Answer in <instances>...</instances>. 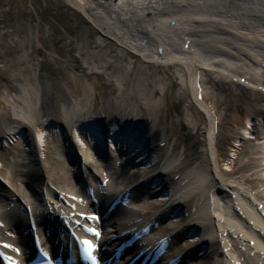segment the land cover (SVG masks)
Segmentation results:
<instances>
[{
    "label": "bare ground",
    "instance_id": "1",
    "mask_svg": "<svg viewBox=\"0 0 264 264\" xmlns=\"http://www.w3.org/2000/svg\"><path fill=\"white\" fill-rule=\"evenodd\" d=\"M65 1L95 29L76 86H109L117 112L88 113L87 86L57 83L50 119L32 83L0 96V116L20 125L0 145L20 135L24 147L0 152V264H264V169L247 174L264 162V0ZM242 113L262 120L261 157L223 171L216 134Z\"/></svg>",
    "mask_w": 264,
    "mask_h": 264
},
{
    "label": "rangeland",
    "instance_id": "2",
    "mask_svg": "<svg viewBox=\"0 0 264 264\" xmlns=\"http://www.w3.org/2000/svg\"><path fill=\"white\" fill-rule=\"evenodd\" d=\"M94 35L95 29L65 0H0V96L4 97L6 101H10L12 97L16 96V92L12 91L7 94L6 90L9 85L27 86L32 83L36 88L41 119H50L53 116L57 117V110L64 103L59 99L57 83L66 91L68 90L66 85L74 86L78 90L87 86L90 94L86 98V103H82L89 107L88 113L97 114L99 111L101 112V109H111L117 112V109L107 105L112 91L109 86L103 85L99 88H93L90 82L84 80L82 84L76 86L77 82L74 81L75 72L72 68L77 65L74 57L79 56L80 51H84L83 40L88 37L95 38ZM62 38L65 41H62ZM105 44L117 48L110 40H106ZM85 61L91 62L87 59ZM245 86L248 88L247 84ZM235 94L245 100L254 98L249 90H236ZM123 99L126 101V105L121 110L129 112L135 101L132 95V87L128 88ZM169 108L168 102L164 103L162 116L156 119L160 122L166 121ZM232 116L227 124L219 127L216 134L219 141L224 143V145L218 144L219 152L223 156V162L220 163V168L223 171L229 170L235 162L242 164L249 158L251 160L249 163H252L253 157H261L260 147L263 146V135L258 132L259 129H262V120L258 121V116L249 114L248 119H245L244 113L233 114ZM244 122L251 124L248 126L250 130L243 131ZM239 123H243V126ZM11 126L20 125L13 120L0 116V138L7 136L8 128ZM154 127L160 128L156 124H153ZM178 130L182 134H179L182 137V146H189L193 149L194 137L187 133V128H179ZM55 132L58 133L57 130L53 133L51 130L45 131L46 137L52 140L51 134H54L53 139H56L57 133ZM199 136L204 139L202 135ZM18 139L23 140L22 136L13 135L9 143L5 142L0 145V152L4 153L5 149L11 148L22 154L24 147L21 148L17 142ZM41 147H43V151L39 154L41 156L39 160L34 158L29 160L36 167H40V162L46 158V154H43L46 144ZM29 150L33 151L32 147ZM254 152H258L259 155H257L258 153L254 155ZM263 169L264 162H259L247 174ZM261 173L259 172V175ZM17 180L21 181L19 177ZM241 183L239 181L238 185H242ZM263 188L264 186L258 187L253 193ZM234 196L227 193V198L231 197L232 199ZM194 234L196 235V233L190 232V236ZM198 237L196 235L195 239Z\"/></svg>",
    "mask_w": 264,
    "mask_h": 264
},
{
    "label": "snow or ice",
    "instance_id": "3",
    "mask_svg": "<svg viewBox=\"0 0 264 264\" xmlns=\"http://www.w3.org/2000/svg\"><path fill=\"white\" fill-rule=\"evenodd\" d=\"M97 235H98V233H96ZM93 259H95V258H93Z\"/></svg>",
    "mask_w": 264,
    "mask_h": 264
}]
</instances>
